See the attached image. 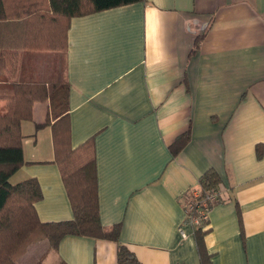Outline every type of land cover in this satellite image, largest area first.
<instances>
[{
    "label": "crops",
    "instance_id": "0c3cea01",
    "mask_svg": "<svg viewBox=\"0 0 264 264\" xmlns=\"http://www.w3.org/2000/svg\"><path fill=\"white\" fill-rule=\"evenodd\" d=\"M63 67L70 145L93 137L101 222L121 223L120 241L142 264H202L193 229L184 239L179 228L184 192L211 168L221 201L209 212L210 264H264V0H142L73 17ZM49 108L36 102L22 122L18 170L40 183L39 218L59 221L73 210L52 126L37 127ZM34 245L21 264H118L106 239Z\"/></svg>",
    "mask_w": 264,
    "mask_h": 264
},
{
    "label": "trees",
    "instance_id": "16d2710c",
    "mask_svg": "<svg viewBox=\"0 0 264 264\" xmlns=\"http://www.w3.org/2000/svg\"><path fill=\"white\" fill-rule=\"evenodd\" d=\"M138 1L142 0H0V102L4 101L0 105V264H17V258L37 241L45 240L56 249L66 235L114 241L118 244V264H142L120 241L121 223L106 227L101 222L94 139L72 147L68 138L69 83L39 81L34 62L37 52L66 51L73 17ZM62 20L66 24L59 37L58 24ZM199 41L197 38L191 53ZM45 101L50 110L37 127L51 125L53 129L55 160L73 210V217L67 220L39 218L35 205L43 192L37 178L15 184L9 180L24 163L22 122L33 118L36 102ZM190 138L189 130L179 135L171 145L172 153L178 154ZM256 151L261 155L263 146L258 144ZM220 187V175L211 168L200 177L198 185L184 193L192 195L198 190L202 201L208 191H220ZM220 201L221 198L209 201V211ZM208 223L209 219L193 228L202 264H210L212 256L205 243ZM35 264H44L42 257Z\"/></svg>",
    "mask_w": 264,
    "mask_h": 264
},
{
    "label": "rangeland",
    "instance_id": "374dc122",
    "mask_svg": "<svg viewBox=\"0 0 264 264\" xmlns=\"http://www.w3.org/2000/svg\"><path fill=\"white\" fill-rule=\"evenodd\" d=\"M66 22L64 20L59 21V37H60V32L63 30L65 27ZM57 34V35H58ZM22 52V51H21ZM65 51L62 49L59 50H54V51H45V52H37L35 55H37V58H34L35 65L37 67L38 71V76L37 79L39 81H47V80H52V81H60L63 82L64 79V67H63V54ZM23 52L21 53V55ZM21 58V56H20ZM21 60V59H20ZM20 170H17L14 172L11 177L10 181L15 184L20 181ZM43 241V240H41ZM40 241L31 243L26 251L25 254L22 256L18 257L16 260V263L18 262L21 264L22 261L26 262L28 261L30 256V253L32 254V250H34L36 243ZM29 250V251H28Z\"/></svg>",
    "mask_w": 264,
    "mask_h": 264
},
{
    "label": "built area",
    "instance_id": "2783aa9c",
    "mask_svg": "<svg viewBox=\"0 0 264 264\" xmlns=\"http://www.w3.org/2000/svg\"><path fill=\"white\" fill-rule=\"evenodd\" d=\"M185 193L183 194L185 220L179 228L180 234L184 239L189 235L186 229L187 226L193 229L194 227L202 226L204 221L209 219L210 211L208 208V202L221 198L220 191H208L207 194L204 195L205 197L202 201H199L198 199L201 196V192L198 190H194L192 195ZM201 204H203V206H201Z\"/></svg>",
    "mask_w": 264,
    "mask_h": 264
},
{
    "label": "water",
    "instance_id": "95a60500",
    "mask_svg": "<svg viewBox=\"0 0 264 264\" xmlns=\"http://www.w3.org/2000/svg\"><path fill=\"white\" fill-rule=\"evenodd\" d=\"M188 30L190 31V32H192V33H195V29H194V27L192 26V24H191V22H188Z\"/></svg>",
    "mask_w": 264,
    "mask_h": 264
}]
</instances>
